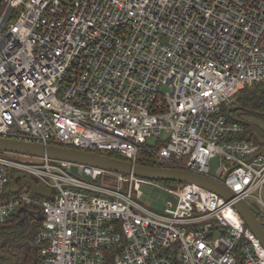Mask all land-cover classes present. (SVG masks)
Returning a JSON list of instances; mask_svg holds the SVG:
<instances>
[{
  "label": "built area",
  "instance_id": "2783aa9c",
  "mask_svg": "<svg viewBox=\"0 0 264 264\" xmlns=\"http://www.w3.org/2000/svg\"><path fill=\"white\" fill-rule=\"evenodd\" d=\"M263 81L264 0H1L0 136L144 155L224 178L235 196L0 151V222L41 207L33 264H264L234 206L264 225L263 144L225 112ZM9 168L51 194H8ZM143 184L175 200L153 209Z\"/></svg>",
  "mask_w": 264,
  "mask_h": 264
},
{
  "label": "water",
  "instance_id": "95a60500",
  "mask_svg": "<svg viewBox=\"0 0 264 264\" xmlns=\"http://www.w3.org/2000/svg\"><path fill=\"white\" fill-rule=\"evenodd\" d=\"M236 109H244L245 111L258 114V111L254 109L239 105L233 106L232 110ZM240 120L244 124L249 125L254 130L257 141L263 144L264 149V131L262 128L251 121L242 119ZM0 151L34 157L46 156L76 163H85L110 171L121 172L124 174H135L150 179L172 180L182 183H196L203 187L217 191L227 199H232L235 196L234 192L225 184L224 178L219 180L212 176L182 167L133 162L128 158L117 157L103 151L85 149L74 145L60 144L55 142L45 143L16 137L0 136ZM72 169L74 172H77V165L74 164ZM9 174L10 182L7 191L8 194L11 192H18L25 184H30L32 195L39 194L43 196H49L52 192L50 187L37 182L33 177L30 176H26L22 180L21 184H17L12 176V168H9ZM234 206L239 212L240 216L243 218L245 224L264 245V225L254 209L244 200H237L234 203ZM39 212L42 213L41 207L39 208Z\"/></svg>",
  "mask_w": 264,
  "mask_h": 264
},
{
  "label": "trees",
  "instance_id": "16d2710c",
  "mask_svg": "<svg viewBox=\"0 0 264 264\" xmlns=\"http://www.w3.org/2000/svg\"><path fill=\"white\" fill-rule=\"evenodd\" d=\"M236 96L235 105L254 109L264 117V81L250 85H241L236 90ZM232 108L233 106L225 108L227 116L238 119L236 112L244 109L232 110ZM243 136L248 139L257 140L254 130L247 124H245V133ZM56 143L64 144L61 142ZM105 152L113 156L126 158L118 150L109 149ZM15 155L31 161L35 159L34 156ZM151 159L143 155L140 162L160 165L157 161ZM13 179L16 182H22L21 179L15 178L14 175ZM159 181L169 185L182 183L172 180ZM39 208L34 205H25L19 208L10 220L0 222V264H33L41 259L39 254L40 246L36 243V234L43 221V214L39 212Z\"/></svg>",
  "mask_w": 264,
  "mask_h": 264
},
{
  "label": "rangeland",
  "instance_id": "374dc122",
  "mask_svg": "<svg viewBox=\"0 0 264 264\" xmlns=\"http://www.w3.org/2000/svg\"><path fill=\"white\" fill-rule=\"evenodd\" d=\"M236 117L238 119L251 121V122L257 124L258 126L264 128V117L261 116L260 114L242 110V111H237L236 112ZM154 141H155L154 139H149L148 143L152 144ZM101 150L106 151L105 149H101ZM15 157L20 159V160L31 161L29 159L21 158L18 155H15ZM219 164L220 163H219V158L218 157H214L211 160V164H210V172H211V174H216L217 173V169L219 167ZM17 174H18V171L15 169L13 171V175H14L15 178H17ZM24 175L25 176H29L26 173H24ZM141 189L143 191V195L141 196V201L144 202L149 207H151L153 209H156V210H163L165 205H166V202L168 200H170V199L175 200V197L173 195H171L168 192H166V191H164V190H162V189H160L158 187H155L153 185L143 184Z\"/></svg>",
  "mask_w": 264,
  "mask_h": 264
},
{
  "label": "bare ground",
  "instance_id": "6f19581e",
  "mask_svg": "<svg viewBox=\"0 0 264 264\" xmlns=\"http://www.w3.org/2000/svg\"><path fill=\"white\" fill-rule=\"evenodd\" d=\"M232 216H234V217H238V216L236 215V213H235V212H233V213H232Z\"/></svg>",
  "mask_w": 264,
  "mask_h": 264
},
{
  "label": "flooded vegetation",
  "instance_id": "af4514ba",
  "mask_svg": "<svg viewBox=\"0 0 264 264\" xmlns=\"http://www.w3.org/2000/svg\"><path fill=\"white\" fill-rule=\"evenodd\" d=\"M262 130H263V128H262ZM264 131V130H263Z\"/></svg>",
  "mask_w": 264,
  "mask_h": 264
}]
</instances>
